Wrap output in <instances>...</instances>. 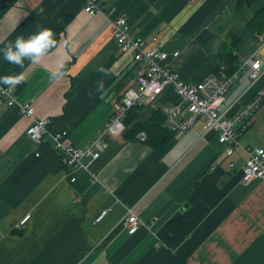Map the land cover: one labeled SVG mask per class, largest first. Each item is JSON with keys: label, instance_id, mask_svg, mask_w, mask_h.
<instances>
[{"label": "crops", "instance_id": "1", "mask_svg": "<svg viewBox=\"0 0 264 264\" xmlns=\"http://www.w3.org/2000/svg\"><path fill=\"white\" fill-rule=\"evenodd\" d=\"M263 6L264 0L242 8L237 0H101V12L92 16L86 0H0V48L43 28L57 39L35 64L0 58V75H23L3 86L18 102L31 103L37 117L51 120L43 139L33 140L31 121L0 101V264H169L174 258L264 264V179L245 185L242 170L245 149L264 148V101L239 126V146L230 157L202 120L175 133L164 150L140 141L144 131L134 139L107 135L101 156L84 159L87 170L66 168L52 139L66 131L69 143L85 147L124 93L137 87L133 53L122 52L113 36L117 17L125 16L139 37L157 36L169 54L165 64L190 86L216 72L217 55L237 38L239 74L228 97L250 72L248 59H262L264 69V31L248 25ZM54 71L64 74L53 79ZM249 81L235 103L228 107L225 98L221 105L229 117L264 88V73L255 84ZM178 100L166 89L153 104L131 110L126 133L157 112L168 129L163 109ZM131 208L140 224L133 234L125 226ZM181 216L187 219L179 230L189 229L183 239L169 227Z\"/></svg>", "mask_w": 264, "mask_h": 264}, {"label": "built area", "instance_id": "2", "mask_svg": "<svg viewBox=\"0 0 264 264\" xmlns=\"http://www.w3.org/2000/svg\"><path fill=\"white\" fill-rule=\"evenodd\" d=\"M101 0H86L85 11L89 15L101 12ZM113 36L122 52H132L133 61L138 65V81L136 88L128 89L118 105L116 112L101 129L98 135L85 147H77L68 142V132L61 131L52 135L54 149L60 154L63 165L68 169L89 168L84 162L85 158L97 160L108 147L106 136L119 137L126 132V119L134 108L153 104L166 89H171L178 96V102L164 107L167 126L176 134L192 128L198 120H202L205 132L214 131L218 134L219 143L224 145L226 155L232 156L235 148L239 146V126L246 119L253 116L264 101V88L258 93L242 111L233 117L227 111L221 110L230 87L237 79L239 70L229 74L224 66L208 76L201 83L190 86L180 75L171 70L166 60L169 54L160 45L157 36L144 39L135 35L125 16H119L112 21ZM179 53H174L178 56ZM250 67L251 85L255 84L263 75V62L260 58H250L246 62ZM0 101L10 107H18L24 117L31 122L27 127V134L33 140L40 141L51 123L49 118H39L35 107L29 102H18L10 87L0 86ZM139 140L145 142L147 134L140 133ZM247 158L242 166L243 183L249 185L257 179H264V148L245 149ZM231 167L235 164L231 163ZM72 182L76 178L71 179ZM108 210L103 211L96 222L102 221ZM125 226L130 233H135L139 228V218L134 208L128 209ZM30 216L24 217L19 228H23Z\"/></svg>", "mask_w": 264, "mask_h": 264}, {"label": "trees", "instance_id": "3", "mask_svg": "<svg viewBox=\"0 0 264 264\" xmlns=\"http://www.w3.org/2000/svg\"><path fill=\"white\" fill-rule=\"evenodd\" d=\"M257 1L258 0H237V8H242L245 6L251 7ZM248 25L252 31L259 33L264 31V6L255 13ZM235 39L238 41L237 38ZM235 39H233L232 42L230 41L229 44L225 45L217 55L218 66L216 71H218L221 66H224L229 74H232L238 70L239 62L237 61L234 52L238 42ZM134 109H132V111H134ZM158 114L159 112L155 113L153 119L146 123H137L129 131H127V133H125V136L127 138L134 139L140 132L144 131L148 136L147 143L150 146L158 150H164L167 146H169L172 139L175 137V133L171 132L163 125V115L158 116ZM186 219V216H181L169 223V227L172 228L171 230L178 234L182 239L185 238L189 233L188 227H185L184 230H179V228H181L186 222ZM169 264H186V262L181 259L174 258Z\"/></svg>", "mask_w": 264, "mask_h": 264}, {"label": "clouds", "instance_id": "4", "mask_svg": "<svg viewBox=\"0 0 264 264\" xmlns=\"http://www.w3.org/2000/svg\"><path fill=\"white\" fill-rule=\"evenodd\" d=\"M57 46L56 34L51 28H43L40 31L29 35L25 38L23 35L17 36L14 41H9L7 45L0 48V58L12 64L23 65L27 59L32 64L37 63L42 57L47 55L50 50ZM62 71H54L51 73L53 79L63 76ZM251 72H246L235 90L226 97V106L230 107L240 98V96L250 86L249 77ZM23 75H0V86H13L17 84Z\"/></svg>", "mask_w": 264, "mask_h": 264}]
</instances>
